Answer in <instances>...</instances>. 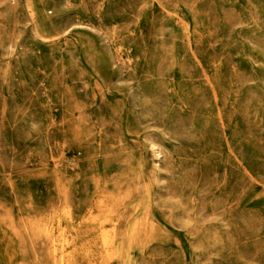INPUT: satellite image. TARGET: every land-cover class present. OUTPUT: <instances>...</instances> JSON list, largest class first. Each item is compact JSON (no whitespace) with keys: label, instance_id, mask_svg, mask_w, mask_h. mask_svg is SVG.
<instances>
[{"label":"rangeland","instance_id":"1","mask_svg":"<svg viewBox=\"0 0 264 264\" xmlns=\"http://www.w3.org/2000/svg\"><path fill=\"white\" fill-rule=\"evenodd\" d=\"M0 264H264V0H0Z\"/></svg>","mask_w":264,"mask_h":264}]
</instances>
